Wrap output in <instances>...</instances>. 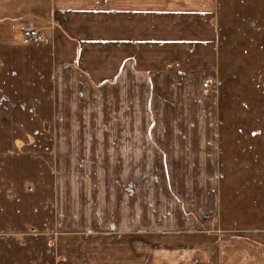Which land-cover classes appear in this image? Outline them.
Returning a JSON list of instances; mask_svg holds the SVG:
<instances>
[{"label": "crops", "instance_id": "0c3cea01", "mask_svg": "<svg viewBox=\"0 0 264 264\" xmlns=\"http://www.w3.org/2000/svg\"><path fill=\"white\" fill-rule=\"evenodd\" d=\"M65 200L121 221L90 264H264V0H0V264H84Z\"/></svg>", "mask_w": 264, "mask_h": 264}, {"label": "rangeland", "instance_id": "374dc122", "mask_svg": "<svg viewBox=\"0 0 264 264\" xmlns=\"http://www.w3.org/2000/svg\"><path fill=\"white\" fill-rule=\"evenodd\" d=\"M26 31V30H25ZM24 31V32H25ZM208 92V89L205 92ZM102 127V126H101ZM49 131H52V127L49 128ZM87 131H101V129L96 125H91L88 127ZM102 131H104L102 129ZM113 132H121L120 126L111 125L110 130ZM56 159V158H55ZM87 160L86 158H84ZM93 159V158H92ZM95 160L99 161V158H94ZM73 158H66L63 163L71 164ZM100 163V161L98 162ZM102 163V162H101ZM105 164V161L103 162ZM69 191V190H67ZM56 201V200H54ZM79 200H65L64 206L65 210L59 214H57L56 207L55 211L53 212L54 217L50 221V228L46 231L45 236V243L48 244L50 250L56 249L58 245L69 247L70 249H66V255H71V258H76L78 261L80 257H83L82 262L84 264H90L92 259L90 258L94 253L91 250V247L95 248L96 246H104V245H113V246H121L123 243H128L127 239H123L122 231H121V221H101L100 219L94 221L90 219L88 214L90 207L94 206L89 202V200H82L84 206L81 207V210L73 211L70 210L77 203L76 206L79 205ZM75 202V203H74ZM74 203V204H73ZM88 203V205H87ZM90 203V204H89ZM63 207V206H62ZM71 211V212H70ZM115 212V211H114ZM113 216L120 219V213H115ZM202 227L206 231L214 230L219 234L220 232L217 230L218 227L216 225L215 218L209 219L208 222L203 221ZM129 244L138 246V244L145 245L146 244V259H152L154 255V249L156 246L160 248L161 246H171L176 245L175 240L176 238L172 237L173 241H171L170 236L160 237L159 235H154L151 233H146L145 236H134L133 234H129ZM230 236H236L239 239H249L243 232H235L230 234ZM228 237V236H226ZM162 239V240H161ZM252 241V240H251ZM173 242V243H172ZM183 243V242H181ZM255 243V242H253ZM257 244V243H256ZM155 245V247H153ZM264 251V245L258 244ZM82 248V249H81ZM80 250V251H77ZM75 251V252H74ZM70 252V253H68ZM264 254V252H263ZM115 255V254H113ZM63 256V255H62ZM80 256V257H79ZM63 259V257L61 258ZM197 259L195 256L193 260Z\"/></svg>", "mask_w": 264, "mask_h": 264}, {"label": "built area", "instance_id": "2783aa9c", "mask_svg": "<svg viewBox=\"0 0 264 264\" xmlns=\"http://www.w3.org/2000/svg\"><path fill=\"white\" fill-rule=\"evenodd\" d=\"M24 34H25V36H27L29 38H32V39H37L38 38V32L36 30H26L24 32Z\"/></svg>", "mask_w": 264, "mask_h": 264}]
</instances>
